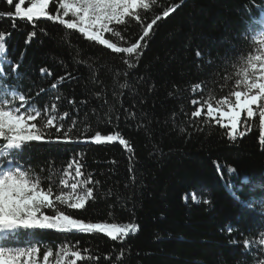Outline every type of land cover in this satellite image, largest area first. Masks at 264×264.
Returning <instances> with one entry per match:
<instances>
[{
    "label": "trees",
    "instance_id": "1",
    "mask_svg": "<svg viewBox=\"0 0 264 264\" xmlns=\"http://www.w3.org/2000/svg\"><path fill=\"white\" fill-rule=\"evenodd\" d=\"M18 2L0 0L6 55L21 77L17 81L6 66L7 82L18 84L41 109L56 104V115L67 113L59 123L71 127L77 141L30 142L20 161L46 175L41 168L47 170L50 162L59 174L79 160L82 171L99 182L89 185L95 199L83 210L57 207L85 222L139 226L123 242L102 233L50 230L42 239L57 247L67 238L77 250H87L84 255L93 259L83 264H252V257L243 254V241L264 229V209L257 205L249 211L238 200L264 201L259 117L249 121L251 130L242 138L230 142L226 129L206 122V108L201 117L192 116L200 108L192 100L203 102L209 92L217 99L228 95L232 84L223 86L227 65L222 58L249 51L250 41L242 34L249 23L262 20L264 0H158L143 24L130 20L126 28L116 26L124 40L107 34L118 45L130 46L155 15L162 17L132 69L124 63L126 54L112 53L74 30L69 47L59 23L42 18L34 29L16 17ZM177 4L164 18L163 11ZM49 12L56 14L51 4ZM197 84L202 89L194 91ZM51 132L56 135L54 128ZM97 132H118L131 151L118 141L93 143Z\"/></svg>",
    "mask_w": 264,
    "mask_h": 264
},
{
    "label": "snow or ice",
    "instance_id": "2",
    "mask_svg": "<svg viewBox=\"0 0 264 264\" xmlns=\"http://www.w3.org/2000/svg\"><path fill=\"white\" fill-rule=\"evenodd\" d=\"M7 3L13 4V0H7ZM24 3L25 0H19L15 4V15L21 21L32 23L34 29L36 21L42 18L59 23L66 30L64 39L69 47L70 35L74 30L87 41L102 45L112 53L126 54L124 63L129 69L143 55L146 38L162 19L160 15H155L150 23L144 25L139 40L130 46H120L107 34L124 40L116 26L126 28L130 20L143 24V16L157 6L158 0H31L26 9L22 7ZM50 4L56 14H50ZM179 6L177 4L164 10L163 17H168ZM36 34L35 30L30 33L29 41ZM242 37L250 41L249 51L222 58L227 65L222 76L223 86L228 87L229 82L232 84L228 95L217 99L209 92L203 102L193 99L192 103L200 104V108L192 116L201 117L206 108V122H214L226 129L230 142L237 141L250 131L252 126L249 121L258 116L259 143L264 147V20L249 23ZM6 38L7 34L0 33V264H83L93 259L84 255L87 250H77L67 242V238L64 243L54 247L56 242L44 241L42 236L49 230L61 234L102 233L112 241L123 242L135 235L139 226L135 223L85 222L57 207L63 205L68 209L83 210L95 199L93 187L89 185L99 182H94L91 174L86 175L82 171L84 165L79 160L73 159L59 174L50 162L47 170L41 168V173L47 171L46 175L37 173L30 164L20 161L30 142L56 144L77 141L70 135L72 128H65L59 123L67 113L56 115V104L41 109L33 98L20 91L18 84L7 82L9 74L5 71L6 66L12 67L17 81L21 77L17 71L18 65L7 58ZM196 55L201 57L199 51ZM82 62L87 64L86 60ZM206 62L213 63L211 59ZM46 72L47 69H41V73ZM51 87L56 89L57 84ZM120 87L126 88L127 84L122 83ZM197 89H202V86L195 85L194 91ZM43 91L40 89V92ZM116 119H119L118 115ZM53 128L56 135L51 132ZM117 141L131 151L128 140L118 132L112 135L97 132L92 137V142L98 145ZM192 199L200 203L195 196ZM238 202L249 211H256L257 205L264 209V201ZM203 203L209 204V201L204 200ZM228 230L232 231V228ZM243 254L252 257V264H264V229H258L255 237L243 241Z\"/></svg>",
    "mask_w": 264,
    "mask_h": 264
},
{
    "label": "rangeland",
    "instance_id": "3",
    "mask_svg": "<svg viewBox=\"0 0 264 264\" xmlns=\"http://www.w3.org/2000/svg\"><path fill=\"white\" fill-rule=\"evenodd\" d=\"M262 20H264V18H262Z\"/></svg>",
    "mask_w": 264,
    "mask_h": 264
}]
</instances>
